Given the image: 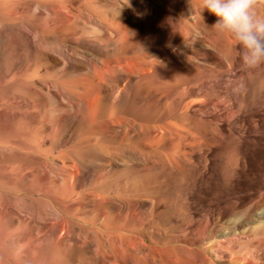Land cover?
<instances>
[{
    "label": "bare ground",
    "instance_id": "1",
    "mask_svg": "<svg viewBox=\"0 0 264 264\" xmlns=\"http://www.w3.org/2000/svg\"><path fill=\"white\" fill-rule=\"evenodd\" d=\"M216 20L201 0H0V264H264V63Z\"/></svg>",
    "mask_w": 264,
    "mask_h": 264
},
{
    "label": "clouds",
    "instance_id": "2",
    "mask_svg": "<svg viewBox=\"0 0 264 264\" xmlns=\"http://www.w3.org/2000/svg\"><path fill=\"white\" fill-rule=\"evenodd\" d=\"M201 5L217 17L211 28L230 35L239 44L243 67L264 63V17L256 11L264 6V0H201Z\"/></svg>",
    "mask_w": 264,
    "mask_h": 264
},
{
    "label": "rangeland",
    "instance_id": "3",
    "mask_svg": "<svg viewBox=\"0 0 264 264\" xmlns=\"http://www.w3.org/2000/svg\"><path fill=\"white\" fill-rule=\"evenodd\" d=\"M248 174H247V183L251 188H254L258 185H264V145H259L256 147H250L248 152ZM139 176V177H138ZM134 178V184L139 185L140 187L149 189V191L155 193L163 191L164 189L158 184L157 179L153 175H138ZM143 178V179H142ZM154 182V183H153ZM141 183V184H140ZM157 184V185H155ZM142 185V186H141ZM145 185V186H144ZM151 186V187H150ZM155 189V190H154ZM258 212H252L250 218L254 221ZM171 211H167L161 216L159 215L157 221L161 224H166L169 222L171 217ZM242 241H245V237L241 238ZM232 246L238 250V243L234 241ZM241 251H244L245 245H240Z\"/></svg>",
    "mask_w": 264,
    "mask_h": 264
}]
</instances>
